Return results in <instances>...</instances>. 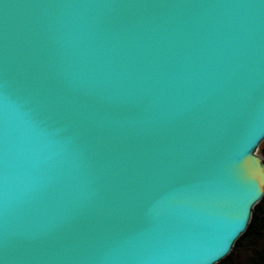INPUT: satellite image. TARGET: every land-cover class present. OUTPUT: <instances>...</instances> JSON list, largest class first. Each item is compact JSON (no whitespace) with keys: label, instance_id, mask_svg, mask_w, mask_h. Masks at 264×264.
<instances>
[{"label":"water","instance_id":"95a60500","mask_svg":"<svg viewBox=\"0 0 264 264\" xmlns=\"http://www.w3.org/2000/svg\"><path fill=\"white\" fill-rule=\"evenodd\" d=\"M263 142L264 0H0V264H218Z\"/></svg>","mask_w":264,"mask_h":264},{"label":"trees","instance_id":"16d2710c","mask_svg":"<svg viewBox=\"0 0 264 264\" xmlns=\"http://www.w3.org/2000/svg\"><path fill=\"white\" fill-rule=\"evenodd\" d=\"M261 150L264 155V142ZM218 264H264V197L255 206L244 235L230 255Z\"/></svg>","mask_w":264,"mask_h":264},{"label":"bare ground","instance_id":"6f19581e","mask_svg":"<svg viewBox=\"0 0 264 264\" xmlns=\"http://www.w3.org/2000/svg\"><path fill=\"white\" fill-rule=\"evenodd\" d=\"M233 251V250H232Z\"/></svg>","mask_w":264,"mask_h":264}]
</instances>
